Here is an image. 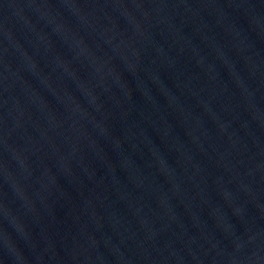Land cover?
<instances>
[{
    "label": "water",
    "instance_id": "1",
    "mask_svg": "<svg viewBox=\"0 0 264 264\" xmlns=\"http://www.w3.org/2000/svg\"><path fill=\"white\" fill-rule=\"evenodd\" d=\"M0 264H264V0H0Z\"/></svg>",
    "mask_w": 264,
    "mask_h": 264
}]
</instances>
